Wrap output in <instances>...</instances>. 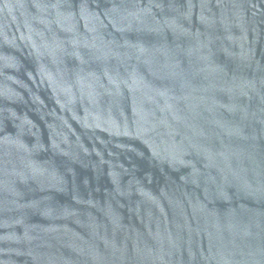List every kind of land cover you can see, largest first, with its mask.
Instances as JSON below:
<instances>
[{"label": "water", "instance_id": "1", "mask_svg": "<svg viewBox=\"0 0 264 264\" xmlns=\"http://www.w3.org/2000/svg\"><path fill=\"white\" fill-rule=\"evenodd\" d=\"M0 264H264V0H0Z\"/></svg>", "mask_w": 264, "mask_h": 264}]
</instances>
